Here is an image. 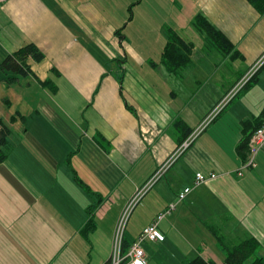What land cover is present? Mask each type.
<instances>
[{
	"label": "crops",
	"instance_id": "1",
	"mask_svg": "<svg viewBox=\"0 0 264 264\" xmlns=\"http://www.w3.org/2000/svg\"><path fill=\"white\" fill-rule=\"evenodd\" d=\"M173 2L178 16L159 26L155 54L140 32L129 36L141 0L0 3V61L27 43L44 54L14 82L0 69V124L8 131L0 146V264H105L123 207L264 54V13L246 0ZM198 12L242 57L192 27ZM168 28L193 44L188 64L172 71L161 56ZM263 107L264 66L134 205L127 245L174 204L157 225L164 238L142 244L146 264L197 255L222 263L219 239L230 247L254 237L264 255V145L253 166L237 149L241 122ZM197 171L217 176L195 186ZM89 211L94 227L83 233Z\"/></svg>",
	"mask_w": 264,
	"mask_h": 264
},
{
	"label": "trees",
	"instance_id": "2",
	"mask_svg": "<svg viewBox=\"0 0 264 264\" xmlns=\"http://www.w3.org/2000/svg\"><path fill=\"white\" fill-rule=\"evenodd\" d=\"M250 3L257 12L264 13V0H246ZM192 27L201 33L206 41L210 45L217 48L219 51L229 55L233 59L242 57L241 53L234 47L229 38L219 30L214 24H212L207 17L201 13H196L190 20ZM166 41L163 46L161 56L165 67L172 71L176 68H181L188 64L189 57L193 49V44L190 41L184 40L177 34L172 28H168L166 31ZM44 57L43 52L34 43H27L17 50L7 54L0 61V69L4 72L11 73L12 75L7 78L9 82H14L17 78L32 74V70L29 60L38 62ZM264 66V65H262ZM261 66V67H262ZM257 68L253 74L252 79L247 83L246 88L254 83L257 79V74L260 72V68ZM264 122V107L261 112L251 118L241 122L242 136L240 143L238 144V152L242 157L248 154V139L253 130ZM7 129L0 124V146L5 145ZM191 133V129L186 130L185 136ZM5 154L0 150V163L4 160ZM94 207V206H93ZM92 207V208H93ZM91 208V209H92ZM90 209V208H89ZM90 217L81 231L87 233L92 227H94L92 211H89ZM220 244L223 246L226 252L225 260L222 263H217L213 260H207L202 256H195L184 264H264V255L258 254L259 242L254 237H247L240 243L234 246H226L222 241ZM127 245L125 244L124 247Z\"/></svg>",
	"mask_w": 264,
	"mask_h": 264
},
{
	"label": "built area",
	"instance_id": "3",
	"mask_svg": "<svg viewBox=\"0 0 264 264\" xmlns=\"http://www.w3.org/2000/svg\"><path fill=\"white\" fill-rule=\"evenodd\" d=\"M3 1L4 0H0V3ZM263 62H264V54L258 61H256V63L253 65L254 67L251 69V72H249V74L254 73L257 70V68H259L262 65ZM226 101H227V97H226ZM200 130L201 129L199 127L197 131L200 132ZM194 136L195 135L192 131L179 144L173 155L169 157V159H167L163 164H161L153 173V175L150 177V179H148V181L143 185V187H141L137 191L135 196L132 198L133 199L132 204L130 205L128 201L127 205L122 209L121 213L119 214L115 222L112 232L113 239H112V248L110 254L111 260L109 262H106L105 264H146L145 250L142 244L145 241H156V240H162L164 238L163 234L160 232L157 225L159 221L164 217V215L169 212L167 210L168 208L165 211L159 213L151 223L144 226L139 232L138 236L134 239V241L128 246L124 247L123 236H124V231L126 228L128 217L130 215L132 208L138 202L140 197L146 191H148L151 188V186L161 177L162 173L165 172V170L171 164V162L182 151H184L187 146L191 144V142L195 138ZM262 145H264V122L253 130V132L251 133L248 139V156L251 155V158L248 160V162L246 161L247 166L254 165V156ZM216 176L217 175L215 173L206 174L197 171L194 175L193 185L196 186L200 183L211 180ZM190 190H191L190 186L184 187L183 190L178 193L177 200L178 201L182 200ZM173 206L174 204H171V207Z\"/></svg>",
	"mask_w": 264,
	"mask_h": 264
},
{
	"label": "rangeland",
	"instance_id": "4",
	"mask_svg": "<svg viewBox=\"0 0 264 264\" xmlns=\"http://www.w3.org/2000/svg\"><path fill=\"white\" fill-rule=\"evenodd\" d=\"M135 2H136V0H135ZM112 4H113L114 8L119 7V3L116 1H113ZM123 8H125V7L124 6L121 7V9H120L121 11L117 12L116 16H119L122 14V10H125ZM178 11H179L178 3L177 2L174 3L173 0H141L139 7L137 9H134L133 12H131V16H130L131 20H132V14L133 13H134V19L131 21L132 25L130 28L131 32H130L129 36L132 39H136L134 35L132 36V32H135V31L140 32V36L145 42L144 50L148 51L146 48L148 46L150 53H154V54L158 53L160 50V47H161L159 39H162V37L160 35V31H159V26H161V30L164 29L163 26H165V17L167 20L175 22V20H176L175 18L178 16ZM127 14L130 15L129 13L126 12V16H127ZM165 37H166V32H165ZM165 40H166V38H165ZM205 46L206 45L201 44V49L204 48ZM249 72H251V70ZM249 72L245 75L240 76L234 82V84L230 87V89L227 91V93L217 102V104H215V106L211 109V111L207 115H205V118L202 119V121L199 123V125L193 130V133L195 135L194 137H197V135L200 133L197 131V129L199 127L201 129L200 131H202V129L210 121L213 120V118L219 113V111L221 109H223L232 98L236 97L241 91H243L246 88L247 83L252 79L253 74L255 73L254 72V73L249 74ZM226 97H227V101H226ZM182 141H180V142H182ZM187 148H188V146L186 147V149ZM250 158H251V155H249L246 158V160L244 161V166L247 164V162ZM252 158H253V156H252ZM164 173H162V175ZM134 196H132L131 200H129L130 205L133 202L132 198ZM173 208H174V206L171 207V204H170L168 206L167 210L171 211ZM124 233H125V231H124ZM112 239H113V234L111 235V246H110V252H109V256L107 258V262H109L111 260L110 254H111V248H112ZM123 245H125L124 236H123ZM145 260H146V252H145ZM146 263H147V260H146Z\"/></svg>",
	"mask_w": 264,
	"mask_h": 264
}]
</instances>
